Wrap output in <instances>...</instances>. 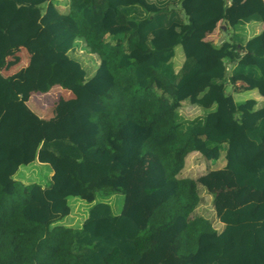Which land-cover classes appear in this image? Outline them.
<instances>
[{"label": "trees", "instance_id": "16d2710c", "mask_svg": "<svg viewBox=\"0 0 264 264\" xmlns=\"http://www.w3.org/2000/svg\"><path fill=\"white\" fill-rule=\"evenodd\" d=\"M65 5L0 0V70L24 47L37 92L72 94L45 122L0 72V264H264V29L250 26L264 0ZM218 27L228 39L207 38ZM235 78L257 97L226 92ZM184 102L200 113L181 115ZM222 151V167L185 175L191 154ZM33 163L48 185L15 179ZM200 188L220 230L195 212ZM114 192L117 214L102 201ZM70 196L98 199L79 227L56 224Z\"/></svg>", "mask_w": 264, "mask_h": 264}, {"label": "rangeland", "instance_id": "374dc122", "mask_svg": "<svg viewBox=\"0 0 264 264\" xmlns=\"http://www.w3.org/2000/svg\"><path fill=\"white\" fill-rule=\"evenodd\" d=\"M65 2L66 0H54V3L60 9L61 12L67 11V5H65ZM187 5L188 4L185 1L182 2V7L185 13L188 10ZM253 25H256L255 29L260 28L258 23H250V26ZM221 28L222 27H218L213 32L208 33L207 38L212 39L216 42H220L223 39H228L226 32L222 30L223 28ZM182 58L183 55L181 48L180 46H176L175 56L173 57V60L180 63ZM20 73L22 78L23 72ZM251 87L252 83L250 81H246V79L244 78H235L234 85L229 87L224 86L223 89L226 90V92L234 94L237 100H243L246 98L257 97V92L255 91V89L252 88L251 90H249ZM68 93H70V91L63 89L58 85H54L50 88V91L48 93L36 92L34 95H31L30 98L26 100V104L35 114L41 117L42 121L47 120L45 122H48L54 119L52 111H54L55 113L58 111V108H62V106L65 107L64 103L62 104V100L67 97ZM179 113L185 117H193L194 115L199 114L200 110L194 105L184 102L180 106ZM224 162V151H222L218 159H204L202 157L199 158L194 153L188 157L184 173L188 177H196L202 174L205 170L222 167L224 165ZM50 172L51 168L48 164L33 163L27 166L20 167V169L15 175V179L21 184H29L35 182L42 186H46L49 184L50 181ZM200 191L202 195V200L195 212L209 219L212 225L217 230H220L223 224L219 221L218 218H216L212 203V194L207 193L204 188H200ZM240 193L232 197V199L235 201L234 203H237L240 197ZM96 201H98V199H95L92 202H88L78 197H68L71 212L70 214L57 220L56 224H64L71 227H79L82 221L87 216L89 208ZM102 201L108 202L111 207L112 213L117 214L119 213L122 207L123 194L121 192H114L106 195V197H103Z\"/></svg>", "mask_w": 264, "mask_h": 264}, {"label": "crops", "instance_id": "0c3cea01", "mask_svg": "<svg viewBox=\"0 0 264 264\" xmlns=\"http://www.w3.org/2000/svg\"><path fill=\"white\" fill-rule=\"evenodd\" d=\"M260 28L264 29V23L260 25ZM259 28H256L258 30ZM0 72L4 76H13V84L17 92L21 95H28L27 100L30 98L31 95H34L37 91L35 90V83L34 71L29 67V53L24 47H17L10 50L6 57L4 65L2 66ZM20 72H23V77H18ZM50 90H48L49 92ZM58 91V90H57ZM44 92V93H48ZM72 96L71 93H68L67 97L62 100V104L65 102L66 99ZM63 98V96H62ZM27 102V101H26ZM65 107L59 108V112L52 111L54 120L57 119L59 114L64 111ZM40 117V116H39ZM41 119V117H40Z\"/></svg>", "mask_w": 264, "mask_h": 264}]
</instances>
